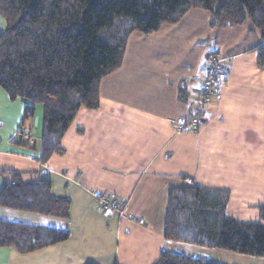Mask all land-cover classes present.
<instances>
[{"label": "crops", "instance_id": "0c3cea01", "mask_svg": "<svg viewBox=\"0 0 264 264\" xmlns=\"http://www.w3.org/2000/svg\"><path fill=\"white\" fill-rule=\"evenodd\" d=\"M260 45L250 22L211 27L210 14L200 9L151 35L131 34L121 68L100 83L99 108L78 112L62 139L63 154L45 165L38 162L42 107L22 127L24 104L9 101L0 88V171L21 173L25 184L48 182L53 197L70 202L66 241L27 255L2 248L0 264H157L162 252L180 248L211 261L208 251L163 238L174 188L227 190L228 217L260 223L264 69L254 50ZM211 58L221 61L224 82L197 132L179 134ZM181 89L188 104L179 99ZM21 132L28 140H20ZM103 192L124 204L123 211L101 212L96 196ZM15 214L0 209V218ZM29 219L33 226L64 227L37 215ZM224 253L225 264H264V258Z\"/></svg>", "mask_w": 264, "mask_h": 264}, {"label": "trees", "instance_id": "16d2710c", "mask_svg": "<svg viewBox=\"0 0 264 264\" xmlns=\"http://www.w3.org/2000/svg\"><path fill=\"white\" fill-rule=\"evenodd\" d=\"M192 9L208 12L211 27L250 22L261 39L254 49L257 67L264 69V0H0V88L9 101L24 104L22 127L42 107L41 165L63 154L62 139L81 109L99 108L100 83L121 68L130 35L175 25ZM179 99L188 104L184 89ZM0 176V209L64 224L54 229L0 219V249L27 255L69 238V200L53 197L48 182L25 184L21 173L11 171ZM229 196L223 189H170L163 238L264 258V208L260 223L237 222L227 215ZM157 264L220 263L162 252Z\"/></svg>", "mask_w": 264, "mask_h": 264}, {"label": "built area", "instance_id": "2783aa9c", "mask_svg": "<svg viewBox=\"0 0 264 264\" xmlns=\"http://www.w3.org/2000/svg\"><path fill=\"white\" fill-rule=\"evenodd\" d=\"M223 72L224 68L221 66V61L218 58H211L207 71V77L198 91L199 97L190 106L191 114L189 116L188 123L179 124L176 127L177 133L195 134L197 132L204 110L216 99L217 91L215 90V87L219 84V79ZM25 138L28 140L29 137L25 135ZM96 201L101 212H107L110 210L121 212L125 206L118 199L110 196L106 192L98 194L96 196Z\"/></svg>", "mask_w": 264, "mask_h": 264}, {"label": "rangeland", "instance_id": "374dc122", "mask_svg": "<svg viewBox=\"0 0 264 264\" xmlns=\"http://www.w3.org/2000/svg\"><path fill=\"white\" fill-rule=\"evenodd\" d=\"M27 178H24V180L25 181H28V180H26ZM13 216H17V217H8V218H4V217H1L0 219H2V220H6V221H10V222H18V223H32V221L29 219L30 218V215H24V214H15V215H13ZM20 216H26V217H24V218H26V220H24L22 217H20ZM189 248H193V249H200V250H205V251H208V252H210L209 254H210V260L211 261H213V262H215L216 261V263H222V264H225V263H228L227 262V260H226V258L225 257H223V255L222 254H225L224 252L225 251H220V250H210V249H202V248H198V247H192V246H189ZM179 252H177V253H180L181 255H183V256H187V257H191V255L192 256H196V254L195 253H191V251H189V250H185L184 248H180V250H178ZM237 256H239L238 254H237ZM240 256H243V255H240Z\"/></svg>", "mask_w": 264, "mask_h": 264}]
</instances>
